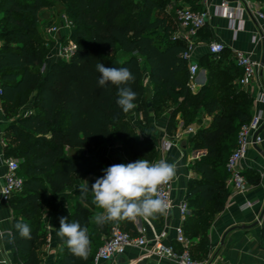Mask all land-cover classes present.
<instances>
[{
    "label": "trees",
    "instance_id": "1",
    "mask_svg": "<svg viewBox=\"0 0 264 264\" xmlns=\"http://www.w3.org/2000/svg\"><path fill=\"white\" fill-rule=\"evenodd\" d=\"M54 1L70 3L73 9L69 38L77 49L68 61L49 62L54 48L49 45L46 55L32 50L40 12L52 8ZM160 9L156 0H0V98L10 120L6 137L12 134L22 146L19 157L25 159L19 170L24 187L8 202L13 213L12 250L21 258V264H44L38 251L45 239L41 204L49 202L57 209V196L75 185L74 175L91 188L110 166L99 153L102 146L117 143L143 154L147 160L148 152L155 154L150 140H137L127 113L116 103L117 86H98L97 63L131 70L135 80L123 86L137 94L133 103L144 120L149 110L158 113L167 101L183 105L185 128L195 122L201 109L211 116L210 125L191 138L193 147L205 151V155L193 164L200 179L191 180L188 187L191 214L187 219L202 222L206 215L224 211L230 197L227 161L237 146L241 127L253 116V99L242 92L236 95L230 86L232 98L220 101L213 89L214 78L199 93L192 94L188 64L182 58L186 45L173 37L175 22L169 20L177 21L176 11L169 17L154 13ZM223 54L211 57L219 60ZM142 61L154 91L150 101L145 97ZM220 104L229 110L226 114L218 113ZM179 112L175 109L169 120L170 135L176 130ZM67 151L77 154L71 156ZM6 152L9 158L8 147ZM80 192L77 187L75 193ZM80 195L67 218L69 223L79 221L88 228V258L74 256L55 233L60 249L53 264H94L98 250L111 234L112 221L97 225L92 219L103 212L93 203L92 192ZM18 222L30 226L31 239L20 237L15 228ZM208 227L206 222L202 227L206 231L205 244ZM191 230V238H198V234L204 237Z\"/></svg>",
    "mask_w": 264,
    "mask_h": 264
},
{
    "label": "crops",
    "instance_id": "2",
    "mask_svg": "<svg viewBox=\"0 0 264 264\" xmlns=\"http://www.w3.org/2000/svg\"><path fill=\"white\" fill-rule=\"evenodd\" d=\"M182 1V4L194 12L208 10L209 13L206 25L199 31L198 38L194 42V59L198 64L199 73L195 78L194 88L190 90L197 94L210 78H216L212 74V64L210 62L212 55L209 52V45L213 42H221L226 46V50L218 60L217 68L222 73L220 80L227 83V85L219 90L216 88V80L213 79V89L217 98L220 101L223 99L229 101L232 98V93L229 92L231 86L235 92L237 91L236 95L242 92L248 98L253 99L252 115L261 112L264 116V103L258 100L264 97V63H262L264 40L253 41V37H258L261 32H264L263 23L246 13L244 14L245 28L236 33L231 28L230 21L219 14V6L222 0ZM252 1L256 2L257 6L264 12V0ZM52 14L53 8L44 9L40 12V20L44 17L49 18ZM53 19H55L54 23L60 21L58 16ZM176 29L179 31L178 33L181 32L178 22H175L174 31ZM236 52L250 54L254 60L261 64V67L256 71L251 86L247 90L241 88L238 84L242 72L236 65ZM144 82L145 97L150 101L154 91L148 73ZM176 108L177 105H172L171 110L159 111L158 113L151 109L147 120H144L143 114L137 107L127 113L128 122L135 130V135L139 137V140L148 139L151 141L157 157L156 162L163 159L168 163L177 164V178L173 180L175 207L167 214H158L148 219L138 217L136 220L112 221V225L118 224L123 231L132 235L145 234L149 243L145 249L129 248L123 256L100 264H178L168 258L147 253L155 247L154 240L158 237H161V243L165 247H171L178 253L182 251V246L176 240L175 232V229L182 224L179 205L187 202L188 187L191 180L200 179V175L193 169V164L205 155V151L193 147L191 143L192 136H183L177 146L168 151H163L162 144L165 138L172 137L173 139L177 132L185 128L183 120H180L178 127L173 132L174 134H168V123ZM228 111L223 105H219L218 113L226 114ZM177 118H179V115ZM9 121L3 107V101L0 98V190L4 185L6 174V128ZM211 122V116L204 109H201L195 122L190 126L198 132L208 127ZM261 135L264 137V131ZM183 141L186 142L185 148L182 147ZM67 154L74 156L77 152L67 151ZM241 168L249 184L248 192L244 194L237 193L229 187L228 179H226L230 197L224 211L214 216L206 215L202 222L187 219L183 223L186 238L192 237L191 229L200 233L205 222L209 225L206 244L199 239L200 235L198 234V238H193L189 247V252L196 261L205 264H264V216L256 227L243 229L245 226L257 222L264 211V141L257 145V148L253 145L249 149L245 159L241 162ZM73 183L75 185L72 188L57 196V209L49 202L41 204L45 239L38 251L44 264H53L60 249L55 237L57 226L60 224L59 218L67 217L74 204L81 198L80 194L84 183L79 182L75 175L73 176ZM77 187L81 191L78 194L75 193ZM248 203L252 206L245 207ZM12 219L13 213L9 204L0 201V221H2L0 222V231L7 230L5 237L0 239V264H21V258L12 250ZM233 228L235 230L226 235Z\"/></svg>",
    "mask_w": 264,
    "mask_h": 264
},
{
    "label": "built area",
    "instance_id": "3",
    "mask_svg": "<svg viewBox=\"0 0 264 264\" xmlns=\"http://www.w3.org/2000/svg\"><path fill=\"white\" fill-rule=\"evenodd\" d=\"M233 4V5H232ZM249 13L264 25V12L257 6V3L252 0H222L219 6V14L228 19L231 28L237 33L244 30L245 19L244 14ZM177 22L181 32L176 36V39L182 40L186 45V50L182 54L183 60L188 64L189 82L188 87L194 88V81L199 73V67L194 59V42L198 38L199 31L206 25L209 13L208 10L203 12H194L188 7H181L176 10ZM72 28V21L68 18L62 17L59 22L48 25L44 28L45 35L48 40H53L55 47L52 49L48 60L68 61L77 49V44L69 38L70 30ZM259 38V39H258ZM264 40V32L255 37L253 41ZM226 50V46L221 42H213L209 45V52L211 55L219 57ZM49 61V62H50ZM48 63L45 64L42 71H45ZM236 65L241 69L242 75L239 78L238 84L241 88L247 90L255 76L256 71L261 67L260 62L254 60L250 54L243 52H236ZM2 95V79L0 77V96ZM264 103V97L258 99ZM264 122V116L261 112L254 113L251 120L244 124L238 135V142L236 148L233 150L227 161V171L229 173L228 185L237 193L244 194L249 190L248 181L242 171L241 162L245 159L249 149L254 145H259L264 141V137L260 134L253 142L256 132L261 128ZM197 131L188 126L183 130L177 132L173 139L172 137L165 138L162 149L168 151L172 147L177 146L183 136H193ZM6 174L4 176V185L0 190V201L8 203L13 195L20 192L24 187V180L19 175L20 163L11 158H6ZM174 181L168 184L160 185L158 194L160 198L165 200L169 205V213L175 207V200L173 197ZM248 203L245 207H251ZM182 224L175 229L176 240L182 246L181 252H175L171 247H165L161 243V237L156 238L155 247L147 251L149 255L168 258L178 264H205L196 261L192 258L189 247L190 241L186 238L183 229V223L191 214L187 202L179 205ZM149 241L145 234L135 236L121 229L118 224L112 226L109 238L104 242L102 247L98 250L94 264L108 262L113 258L123 256L129 248H146Z\"/></svg>",
    "mask_w": 264,
    "mask_h": 264
},
{
    "label": "clouds",
    "instance_id": "4",
    "mask_svg": "<svg viewBox=\"0 0 264 264\" xmlns=\"http://www.w3.org/2000/svg\"><path fill=\"white\" fill-rule=\"evenodd\" d=\"M95 69L100 74L97 80L100 88H106L109 84L117 86L116 103L124 113L136 107L133 101L137 94L130 87L123 86L135 80L128 67H105L103 63H97ZM103 171L104 175L97 178L91 188L88 183L82 188L84 193L90 190L93 203L103 209L92 218L97 225H103L106 221L136 220L138 217L148 219L168 211L169 205L160 198L158 188L177 178L176 163L163 159L150 163L141 158L127 164L111 165ZM59 221L56 235L74 256L86 260L91 244L88 228L82 227L79 221L69 223L67 217H60ZM15 228L21 238H32L28 224L18 222ZM6 232L0 231V239L5 237Z\"/></svg>",
    "mask_w": 264,
    "mask_h": 264
},
{
    "label": "rangeland",
    "instance_id": "5",
    "mask_svg": "<svg viewBox=\"0 0 264 264\" xmlns=\"http://www.w3.org/2000/svg\"><path fill=\"white\" fill-rule=\"evenodd\" d=\"M156 2L161 6V9L159 11H155L154 13L160 14L162 16H167V17H169V15L172 11L175 12L178 8L186 7L184 4L181 3V2H183L182 0H156ZM69 6H71L70 3L65 4V3H58L56 1H54L53 7H52L53 8V14L51 15V17H49V18L44 17L43 19L40 20L38 31H37V34H36L35 39H34V45L32 48V50L34 52H41V53L46 55L45 52H47V47H46L47 45H49L52 48L55 47V43L53 40H48L47 38H45L46 36H45L43 30L47 25L54 23L55 19H53V18L55 16H58V18H60V19L62 17H65V18H68L70 20V18H69L70 11L72 12L73 9H72V7H69ZM169 20L171 22H177L176 20H173L170 17H169ZM178 32L179 31H177V29H176L175 31H173L172 35L176 36L178 34ZM210 60H211L210 62L212 64V74H214L216 77V78H214L217 82L216 88L221 90V89L225 88L227 83L220 80L222 73L217 68V61L218 60L214 59V58H211ZM142 68H143V72H144V79L146 80L147 79V67L143 61H142ZM191 93L194 94L192 91H191ZM171 108H172L171 102L167 101L164 103V105L162 106L160 111L164 112L165 110H171ZM176 109H178L180 112L177 114V116L179 115V118H177V116L175 118V124H174L175 128L178 127L179 121L182 120L183 105H180L179 107L177 106ZM27 110L28 109L26 108V111ZM169 112L171 113V111H169ZM133 131H135V130L133 129ZM136 138H137V140H139L138 136H136ZM6 144L8 147V155H9L8 157L11 159H14L15 161L19 162L22 165V163L24 162L25 159L19 157V155H18V152L22 146L20 144L16 143L15 138L12 136L11 133H10L8 139L6 140ZM99 153L108 160V163L110 164V166L114 165V164H127L130 162H135L138 159L144 158L143 154L136 153L133 151H128L122 145H115L113 143L102 146L99 149ZM148 154L150 155V160H148V161L150 163H155L157 161L156 155L151 153V152H148ZM14 198H16V197H14ZM204 232H206V231H204L203 228H201L200 233L203 234L204 237H200L199 239L202 242H204V239L206 236L204 234ZM207 233H208V231H207ZM188 240L190 242H192L193 238L189 237Z\"/></svg>",
    "mask_w": 264,
    "mask_h": 264
},
{
    "label": "water",
    "instance_id": "6",
    "mask_svg": "<svg viewBox=\"0 0 264 264\" xmlns=\"http://www.w3.org/2000/svg\"><path fill=\"white\" fill-rule=\"evenodd\" d=\"M263 48H264V42H263ZM262 63H264V55H263V58H262ZM148 106H150V103H148ZM263 131H264V124H263V125L261 126V128L256 132V134H255V136H254V138H253V142H254V143L256 142V138H257V136L260 135ZM185 143H186L185 141L182 142V147H183V148H185ZM254 147L257 148V145L254 144ZM263 216H264V211H263V213L261 214V217L259 218V220H258L257 222H255L253 225L245 226L243 229H250V228L256 227V226L259 224V221L262 220V217H263ZM234 230H235V228H233L232 230H230L229 232H227L226 235H227L228 233H230L231 231H234ZM226 235H225V237H226ZM225 237H224V239H225Z\"/></svg>",
    "mask_w": 264,
    "mask_h": 264
}]
</instances>
